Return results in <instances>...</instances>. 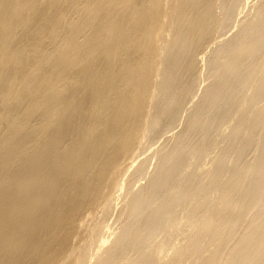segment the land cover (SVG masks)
Instances as JSON below:
<instances>
[{"label":"bare ground","instance_id":"bare-ground-1","mask_svg":"<svg viewBox=\"0 0 264 264\" xmlns=\"http://www.w3.org/2000/svg\"><path fill=\"white\" fill-rule=\"evenodd\" d=\"M0 264H264V0H0Z\"/></svg>","mask_w":264,"mask_h":264}]
</instances>
